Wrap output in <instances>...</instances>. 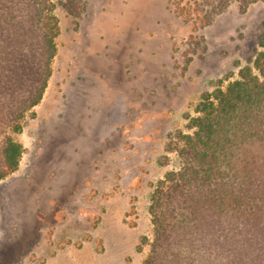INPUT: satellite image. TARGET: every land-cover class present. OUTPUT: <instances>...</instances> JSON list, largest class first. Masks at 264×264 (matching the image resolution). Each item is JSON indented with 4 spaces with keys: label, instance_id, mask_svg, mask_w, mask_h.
Segmentation results:
<instances>
[{
    "label": "rangeland",
    "instance_id": "374dc122",
    "mask_svg": "<svg viewBox=\"0 0 264 264\" xmlns=\"http://www.w3.org/2000/svg\"><path fill=\"white\" fill-rule=\"evenodd\" d=\"M85 5L56 9L53 72L15 135L19 168L0 180V264H143L151 195L180 167L166 146L192 132L204 92L253 65L264 19L263 0L234 2L196 42L174 0Z\"/></svg>",
    "mask_w": 264,
    "mask_h": 264
},
{
    "label": "trees",
    "instance_id": "16d2710c",
    "mask_svg": "<svg viewBox=\"0 0 264 264\" xmlns=\"http://www.w3.org/2000/svg\"><path fill=\"white\" fill-rule=\"evenodd\" d=\"M257 1L174 5L197 42L198 30L232 3L243 13ZM59 4L74 17L86 8L85 0H0V180L19 168L24 146L15 135L52 75ZM258 47L237 79L202 94L188 117L192 132L177 131L166 146L180 167L151 195L153 236L143 264H264V19Z\"/></svg>",
    "mask_w": 264,
    "mask_h": 264
}]
</instances>
